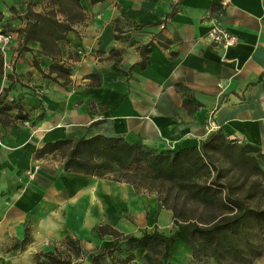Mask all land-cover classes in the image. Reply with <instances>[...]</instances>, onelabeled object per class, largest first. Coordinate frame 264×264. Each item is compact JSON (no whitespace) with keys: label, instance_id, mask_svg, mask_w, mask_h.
<instances>
[{"label":"crops","instance_id":"crops-1","mask_svg":"<svg viewBox=\"0 0 264 264\" xmlns=\"http://www.w3.org/2000/svg\"><path fill=\"white\" fill-rule=\"evenodd\" d=\"M28 9L68 28L47 27L43 44V27L26 39ZM213 16L238 36L225 50L206 39ZM0 30L11 33L0 96L15 105L0 113V264H34V243L53 249L66 235L88 263L120 242L100 224L135 234L171 227L155 194L65 170L60 149L37 153L46 142L101 132L176 147L199 143L212 118L264 154V0H0ZM172 247L170 260L189 254L182 240ZM145 253L135 248L128 264H144ZM102 264H112L107 254Z\"/></svg>","mask_w":264,"mask_h":264},{"label":"trees","instance_id":"trees-1","mask_svg":"<svg viewBox=\"0 0 264 264\" xmlns=\"http://www.w3.org/2000/svg\"><path fill=\"white\" fill-rule=\"evenodd\" d=\"M26 39L43 27V42L53 35L58 21L48 13L28 9ZM54 36H57L54 33ZM51 69H68L53 62ZM0 70L3 56L0 53ZM0 96V113L15 105ZM18 106V105H16ZM18 111L15 117H25ZM60 149L65 170L111 175L127 181L137 190L151 192L159 203L172 212L168 232L157 227L139 234L122 232L108 224L96 226L99 233H110L118 244L91 255L85 263L79 239L66 235L60 246L34 254L38 264H102L107 254L112 264H128L135 248H144V264H174L170 260L173 244L182 240L195 260L212 258L216 264H251L264 250V154L251 143L226 135L221 129L211 131L199 143L176 147H154L129 142L123 137L93 133L76 138L46 142L38 154ZM27 233L14 246L23 244Z\"/></svg>","mask_w":264,"mask_h":264},{"label":"built area","instance_id":"built-area-1","mask_svg":"<svg viewBox=\"0 0 264 264\" xmlns=\"http://www.w3.org/2000/svg\"><path fill=\"white\" fill-rule=\"evenodd\" d=\"M223 1V5H224ZM11 38V33L9 31L0 30V53L2 54L5 51ZM206 39L212 44L217 46L220 49H227L231 45H234L238 41V36L228 30L222 23L220 16H213L209 18V27L206 32ZM208 130L217 129V124L212 118L209 119Z\"/></svg>","mask_w":264,"mask_h":264},{"label":"rangeland","instance_id":"rangeland-1","mask_svg":"<svg viewBox=\"0 0 264 264\" xmlns=\"http://www.w3.org/2000/svg\"><path fill=\"white\" fill-rule=\"evenodd\" d=\"M263 181H264V178H263ZM168 227L169 226H166V227H163V228H159V229L160 230H164V229L167 230ZM56 246H60L61 247V245H59V244L56 245ZM180 248L181 247H177L176 246L174 252L175 253H178V252L181 253ZM188 253L189 254H187V256L184 259L179 260V261L173 260V263L174 264H216L215 261L212 258H209V257H203L201 260L193 259L189 249H188ZM256 261H259L258 264H264V253H262V255L257 257L256 259H254L253 263H255ZM34 264H38V263L34 262Z\"/></svg>","mask_w":264,"mask_h":264},{"label":"clouds","instance_id":"clouds-1","mask_svg":"<svg viewBox=\"0 0 264 264\" xmlns=\"http://www.w3.org/2000/svg\"><path fill=\"white\" fill-rule=\"evenodd\" d=\"M60 225L58 224H53L52 225V230L54 231H59L60 230ZM47 244V241H40V242H37V243H34L31 247H30V251L33 252V253H36L38 251H40L44 246H46Z\"/></svg>","mask_w":264,"mask_h":264}]
</instances>
